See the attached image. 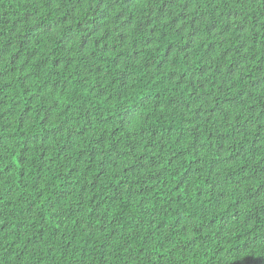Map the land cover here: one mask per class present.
Masks as SVG:
<instances>
[{
    "label": "trees",
    "instance_id": "trees-1",
    "mask_svg": "<svg viewBox=\"0 0 264 264\" xmlns=\"http://www.w3.org/2000/svg\"><path fill=\"white\" fill-rule=\"evenodd\" d=\"M0 264H264V0H0Z\"/></svg>",
    "mask_w": 264,
    "mask_h": 264
}]
</instances>
